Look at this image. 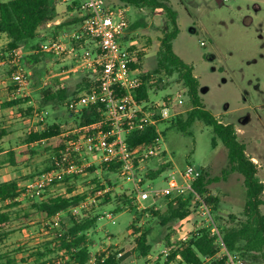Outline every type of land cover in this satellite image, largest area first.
<instances>
[{
  "label": "rangeland",
  "instance_id": "obj_1",
  "mask_svg": "<svg viewBox=\"0 0 264 264\" xmlns=\"http://www.w3.org/2000/svg\"><path fill=\"white\" fill-rule=\"evenodd\" d=\"M161 1L177 12L180 34L173 43V49L181 59L193 66L194 75L200 82V97L205 108L221 123L233 126L239 141L247 148L248 157L258 166V175L264 184V0ZM128 7L131 36L137 47L143 50L142 69L150 76L151 101H162L169 95L181 92L185 101L177 110L180 119L185 121L192 110L186 88L178 81L177 74L155 73L161 40L171 30L169 18L161 9ZM57 10L59 15L56 22L60 24L75 17L68 15L63 4H58ZM71 24L58 35L54 33L58 25L39 32V41L44 39V34H71L78 29ZM133 26H136L135 29ZM7 43L8 39L0 35V55L6 50ZM30 52L28 49L21 51V67L31 83L27 92L19 97L28 99V102L18 107L3 108L17 88L11 81L12 65L7 59L0 60V128L10 131V135L0 145V183L17 180L21 192H24L29 181L50 166L52 154L43 149L41 142H36L31 145L32 152L36 153L21 155L20 163L12 166L5 163L7 152L24 148V140L31 132L41 131L54 124L60 125L62 132L73 122L65 105L43 106L40 88L63 83L69 88V94L78 93L85 86L86 78L85 73L71 71L70 59L44 55L37 67L41 84L39 88L33 89L30 77L33 71L24 63ZM9 88L12 92L7 91ZM29 109H33V112L28 113ZM176 122L174 118L160 125V153L144 165L146 176L163 167H166L165 172L154 181H145L143 185L153 190L166 188L171 174H179L188 166H193L209 181V194L217 199L216 210L201 197L197 199L187 194L183 199H189L187 208L190 215L184 220L163 226L160 217L148 210L166 215L169 203L180 198L177 193L164 196L151 194L149 199L140 200L133 184L122 180L115 170L99 168L96 172L90 171L86 177L67 181L45 193L43 200L65 196L71 187L76 193L92 194V185L97 180L111 188L110 195L100 200L92 196L89 200H83L84 206L78 207V213L73 211L78 205L62 213L61 225L53 229H44L34 218L23 219L26 213L32 212L31 205L41 199L22 197L16 200L17 206L12 209V231L6 239L0 240V255L14 257L17 264H72L70 255L58 249L53 251L56 246L55 233H65L71 226L72 217L77 220L97 217L96 226L87 237L91 244L90 264H94L102 253L122 256L120 264H163L177 245L188 240L194 232L203 228L212 230L216 226L223 236L227 228L239 227L245 219L246 194L242 176L230 170L227 150L216 138L212 128L204 122L196 121L184 131ZM203 203L210 211V216L202 208ZM261 211L264 214V204ZM109 214H112L111 219ZM144 229L149 231L150 246V252L145 257L140 255L137 248L140 233L135 232ZM34 254L42 256L36 259L38 256ZM224 257L220 250L216 258L204 259L203 264H217V259ZM244 259V264H264V258L246 255ZM174 261L179 264L181 258L177 257Z\"/></svg>",
  "mask_w": 264,
  "mask_h": 264
},
{
  "label": "trees",
  "instance_id": "obj_2",
  "mask_svg": "<svg viewBox=\"0 0 264 264\" xmlns=\"http://www.w3.org/2000/svg\"><path fill=\"white\" fill-rule=\"evenodd\" d=\"M118 1L125 6L146 7L153 10L161 9L168 16L171 30L161 40L158 66L155 73L164 72L170 76L177 74L178 81L187 90V97L192 105V110L185 121L181 120L180 116L175 118L180 129L184 131L196 121H202L205 125L212 128L216 138L222 142L227 150L228 161L231 167L230 170L239 173L243 178L246 194L244 206L245 219L239 227L224 230L223 241L228 252L241 260L246 255L254 258H264V214L261 211V207L264 204V184L258 175V166L248 157L246 153L247 148L245 144L239 141L233 126L221 123L210 110L205 108L200 97V82L194 75L193 66L186 63L174 52L173 43L180 34L177 12L161 0ZM57 5V0H8L0 2V35H4L8 39L6 50L1 53L0 60L7 59L12 65L10 60H12L15 54L21 53L24 49L30 50L31 52L25 57L24 63L28 69L33 71L30 76L33 81V89L39 88L41 84L39 83L40 77H37L40 73L37 67L43 61L44 55L55 58L52 54L37 52V50L40 45L38 33L46 30L48 24L58 18L59 12ZM70 19V21L66 20V22L55 26L54 33L56 35L60 34L69 23H72L71 25L77 28L80 23L79 20L74 16ZM73 23L76 25L74 26ZM133 27L135 29L136 26ZM15 69L12 65V70L14 71ZM143 79L145 82L144 87L139 96H137L140 100L148 98L151 87V83L149 82L150 76L144 73ZM84 83L88 87L86 78ZM7 91L12 92V89L9 88ZM78 93L69 94V88L63 83L51 84L44 89L40 88V97L45 107H55L58 104L65 105L67 100ZM27 102L28 99L23 98L11 99L4 103L3 108L18 107ZM89 110L85 111L82 116L77 117V121L80 124L89 123L98 117L94 112V114H90L91 109ZM30 112H33V109H29L28 113ZM60 132V125L54 124L41 131L29 133L24 140V148L19 151L7 152L5 163L17 166L20 163V156L35 154L36 152H32L33 148L31 145L36 142H41L44 147L43 149L46 152L50 151L52 154L51 164L45 171L52 169L54 166V158L59 156L63 148L62 139L59 137ZM8 135H10V131L7 128H0V145ZM156 138L157 133L155 128H147L144 131H136L131 134L128 143L131 147H149ZM216 138L213 140L214 146L216 145ZM110 170H115V168H110ZM165 170L166 167H163L155 172L148 173V180H156ZM208 184L209 181L204 176H201L193 184V189L206 204L212 207L213 210H216L217 199L210 196ZM68 194L70 195L69 197L60 195L40 202H34L31 205L32 212L24 215V221L34 218L37 219L39 225H44L46 222H50L56 215L60 213L64 214L73 206L79 205L89 195L87 192L83 194L75 193L72 187L69 189ZM20 195L21 191L19 190V182L17 180L0 183V240L6 239L12 231V209L17 206L16 200ZM179 197L175 200L176 205L175 201L169 203L166 215H162L152 209L148 211L152 212L154 216L160 217L161 225L163 226L169 222L184 220L190 215V211L187 208L189 199H183L184 196ZM70 220L71 226L66 229L65 233H55V245L57 248L55 246L53 251L58 249L70 255L72 264H89L91 261V244L87 237L89 231L96 226L98 221L97 217L85 220H77L72 217ZM135 232L136 234L140 233V236L137 238V248L140 255L143 257L148 256L150 252V246L148 245L149 231L144 229L143 231L135 230ZM220 250L221 248L217 242V238L212 234L211 229L203 228L191 234L188 240L180 242L163 264H175L174 260L177 257L181 258L179 264H203L204 259L212 260L216 258ZM34 255L38 256L36 259L39 258V255L42 256L41 254ZM21 261L22 263H26L24 260ZM122 261V256H118V254L113 253L107 255L102 253L97 256L94 264H120ZM243 261L245 262V259ZM0 264H17V261L14 257L3 254L0 255ZM217 264H226V257L218 258Z\"/></svg>",
  "mask_w": 264,
  "mask_h": 264
},
{
  "label": "built area",
  "instance_id": "obj_3",
  "mask_svg": "<svg viewBox=\"0 0 264 264\" xmlns=\"http://www.w3.org/2000/svg\"><path fill=\"white\" fill-rule=\"evenodd\" d=\"M57 1L65 6L68 15H75L79 20L78 29L68 35L44 34L37 52L70 59L71 71L85 73L88 87L85 85L65 104L73 122L60 132L63 148L54 158L53 168L29 181L18 199L43 200L49 189L64 184L66 180L86 177L91 170L96 172L99 168H115L122 180L133 184L140 200L149 199L151 194L164 196L172 192L179 196L192 194L200 199L193 184L201 173L193 166H188L179 174H171L166 188L153 190L143 185L145 181H150L144 173V165L160 153L162 134L159 127L179 116L177 109L184 104L185 96L177 92L162 101H151L149 91L147 99L137 97L145 83L143 50L137 47L131 36L129 7L118 0ZM53 25H60V22L52 21L48 28ZM21 59L22 54L17 53L11 60L16 68L11 81L17 89L10 99L22 96L31 83L21 67ZM89 109L90 114L95 113L98 117L80 124L77 117ZM147 128L156 130L157 138L153 144L149 147H131L128 143L130 135ZM92 189V194L86 200L91 196L100 200L111 193V188L99 180L94 182ZM83 193L86 192L78 194ZM65 196L70 195L66 192ZM80 204L74 208L75 213H78V207L83 208L84 205ZM202 208L210 216L205 203ZM108 216L112 218V214ZM61 218L62 213L56 215L43 225L44 229L58 227ZM211 232L226 257V264H244L240 258L228 252L216 226Z\"/></svg>",
  "mask_w": 264,
  "mask_h": 264
}]
</instances>
